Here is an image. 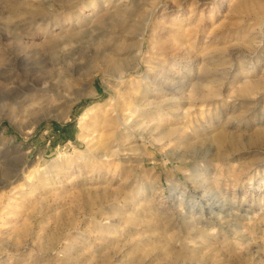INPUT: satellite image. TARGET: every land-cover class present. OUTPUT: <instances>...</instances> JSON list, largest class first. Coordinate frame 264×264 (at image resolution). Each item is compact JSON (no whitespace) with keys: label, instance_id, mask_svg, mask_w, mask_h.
Returning <instances> with one entry per match:
<instances>
[{"label":"rangeland","instance_id":"rangeland-1","mask_svg":"<svg viewBox=\"0 0 264 264\" xmlns=\"http://www.w3.org/2000/svg\"><path fill=\"white\" fill-rule=\"evenodd\" d=\"M0 264H264V0H0Z\"/></svg>","mask_w":264,"mask_h":264},{"label":"bare ground","instance_id":"bare-ground-1","mask_svg":"<svg viewBox=\"0 0 264 264\" xmlns=\"http://www.w3.org/2000/svg\"><path fill=\"white\" fill-rule=\"evenodd\" d=\"M9 13H10V12H9ZM10 14H11V13H10ZM12 14H13V13H12ZM42 89H43V90H46V88H44V87H43Z\"/></svg>","mask_w":264,"mask_h":264}]
</instances>
